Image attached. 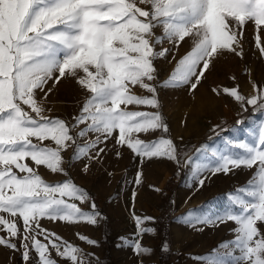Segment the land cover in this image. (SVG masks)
Returning a JSON list of instances; mask_svg holds the SVG:
<instances>
[{"label": "snow or ice", "instance_id": "obj_1", "mask_svg": "<svg viewBox=\"0 0 264 264\" xmlns=\"http://www.w3.org/2000/svg\"><path fill=\"white\" fill-rule=\"evenodd\" d=\"M249 22L255 25L256 47L264 57L259 34L264 31V0H0V214H7L0 215V246L19 251L25 264L33 260L58 264L50 250L66 264H92L94 254L49 232L40 221L95 226L100 214L94 201L92 211H82L69 201H87L84 189L71 179L49 184L32 165L67 175L63 151L74 149L71 162L96 159L105 152L100 145L109 139L142 159L177 160L171 139L145 142L139 138L156 130L167 133L162 115L132 110L133 106L159 108L157 88L151 83L157 80L154 62L166 58L170 49L156 50V45L166 39L178 48L191 38V51L162 86L188 85L195 91L220 55L243 56L237 48ZM158 27L163 29L160 36L154 31ZM67 78L89 94L79 113L71 117L72 123L46 115L51 109L45 107L52 92L49 82L54 88ZM253 88L256 94L249 97L240 93L239 85L213 87L211 92L232 98L242 111L248 106L254 111L264 109V88L255 84ZM134 89L151 95H137ZM77 128L79 132L74 131ZM90 135L94 138L88 140ZM254 166L253 178L229 193L223 213L201 216L194 210L183 218L190 226L227 221L236 225L231 242L203 258L192 257L198 264H264V121L248 140L218 154L205 170L227 175ZM196 178L198 187H203L206 177L199 170ZM16 218L22 220L23 232ZM146 222L135 218L140 236L155 233L143 227ZM77 235L90 247L98 246ZM128 246L137 255L151 254L138 240ZM221 249L228 251L219 255ZM162 250H168L166 243Z\"/></svg>", "mask_w": 264, "mask_h": 264}, {"label": "rangeland", "instance_id": "obj_2", "mask_svg": "<svg viewBox=\"0 0 264 264\" xmlns=\"http://www.w3.org/2000/svg\"><path fill=\"white\" fill-rule=\"evenodd\" d=\"M154 31L160 36L163 29L158 27ZM259 34L264 45V31ZM256 35L254 23L249 22L237 48L238 51L242 49L243 56L228 52L220 55L195 91H190L188 85L162 86L170 79L178 61L191 51V38H186L178 48L166 39L156 45V50L170 49L166 58L154 62L157 80L151 83L157 88L159 108L133 106L132 110L158 111L162 115L168 132L156 130L141 133L139 138L145 142L171 139L177 148L178 159H142L126 146L116 145L114 139H109L106 145H100L105 147V152L96 159L84 157L71 162L74 149L63 151L62 166L67 175L54 174L44 166L33 164L37 173L49 184L71 179L88 193L89 199L69 202L89 212L94 201L95 211L100 214L95 226L86 222H53L46 218L40 221L41 226L79 247L84 253L94 254L92 264H198L192 257L203 258L222 243L231 242L236 227L233 222L190 226L183 218L194 210L196 215L201 216L223 213L229 204V193L244 187L257 171L256 166L252 169H233L227 175L222 172L213 175L205 170L218 154L228 152L237 141L248 140L264 121V109L254 111L253 107L248 106L247 111H242L232 98L211 92L213 87L233 88L239 85L240 93L249 97L256 94L253 84L264 88V57L256 47ZM47 87L52 88V92L45 101V107L51 109L46 115L72 123L71 117L79 113L89 94L72 78L62 79L54 88L49 82ZM134 91L140 96L151 95L140 89ZM39 96L42 97L43 93H39ZM237 121L241 123L237 124ZM213 128L216 130L213 131ZM93 138L90 135L87 139ZM45 143L54 147L50 141ZM91 155H95V152ZM85 165H88L86 172L83 170ZM197 170L202 177H206L203 187H198ZM138 173L139 184L136 183ZM137 217L144 218L147 222L143 227L153 228L155 233L140 236L135 223ZM16 219L23 232L22 220ZM159 224H166L163 237L159 233ZM77 234L96 241L98 246L90 247ZM136 240L151 249V254H135L128 245ZM165 243L167 251L162 250ZM227 251L221 249L219 255ZM50 254L58 264H66L56 256L55 250H50ZM32 255L35 256L34 253ZM0 264L25 262L19 251L0 246Z\"/></svg>", "mask_w": 264, "mask_h": 264}, {"label": "trees", "instance_id": "obj_3", "mask_svg": "<svg viewBox=\"0 0 264 264\" xmlns=\"http://www.w3.org/2000/svg\"><path fill=\"white\" fill-rule=\"evenodd\" d=\"M166 231V224H163V225H161V224H159V233L161 234V236L163 237L164 235H163V233ZM105 242V241H104ZM105 243H107V242H105ZM104 243V244H105ZM108 244V243H107ZM107 249H108V245H107Z\"/></svg>", "mask_w": 264, "mask_h": 264}, {"label": "bare ground", "instance_id": "obj_4", "mask_svg": "<svg viewBox=\"0 0 264 264\" xmlns=\"http://www.w3.org/2000/svg\"><path fill=\"white\" fill-rule=\"evenodd\" d=\"M150 243V242H149Z\"/></svg>", "mask_w": 264, "mask_h": 264}]
</instances>
